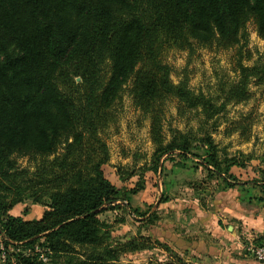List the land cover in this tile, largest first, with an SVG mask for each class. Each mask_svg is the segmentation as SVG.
I'll list each match as a JSON object with an SVG mask.
<instances>
[{"label":"trees","instance_id":"obj_1","mask_svg":"<svg viewBox=\"0 0 264 264\" xmlns=\"http://www.w3.org/2000/svg\"><path fill=\"white\" fill-rule=\"evenodd\" d=\"M250 22L264 40V0H0V242L6 264H47V252L64 255L62 264H117L121 253L137 249L112 245L99 219L117 202L130 206L138 191L122 192L104 171L109 152L102 134L125 91L152 120L150 170L157 174L165 156L203 159L207 173L227 189L240 185L233 169L246 168L249 156L222 160L207 124L214 120L215 127L228 103L248 101L252 79L264 85V61L238 62V80L222 89L217 104L194 92L188 79L175 83L165 56L246 45ZM172 98L180 111L204 116L203 136L179 133L165 142L163 105ZM19 157L36 162L34 171L20 168ZM245 183L258 186L264 200V171ZM27 199L46 208L40 219L11 214ZM256 241L264 247L263 238ZM76 248L85 256H74Z\"/></svg>","mask_w":264,"mask_h":264},{"label":"rangeland","instance_id":"obj_2","mask_svg":"<svg viewBox=\"0 0 264 264\" xmlns=\"http://www.w3.org/2000/svg\"><path fill=\"white\" fill-rule=\"evenodd\" d=\"M246 32V45L242 42L227 49L196 47L192 52L169 51L165 61L172 68V80L178 83L186 78L194 92L211 96L220 104L224 100L222 89L238 80V62L252 66L257 61H264V40L258 36L252 22L248 23ZM249 94L246 102L228 103L216 118L215 127H212L214 120L207 124V131L218 146L222 160L249 156L246 168L233 169L240 185L227 189L223 181L207 173L203 159L185 160L176 155L171 161L165 156L157 174L150 170L155 151L152 120L134 105L129 92H124L113 110L114 121L102 134L109 152L105 174L122 192L138 189L130 195V206L117 202L115 204L119 205L113 210L99 215V219L107 224L112 245L136 244L137 249L119 255L117 264H214L213 246L231 251L228 254L242 260L243 264H246L245 260L264 264L256 254L262 247L254 239L256 235L251 233L256 231L245 228L242 219H230L219 225L221 232L215 234L198 223L199 214L224 218L222 206L228 211L236 199L242 209L264 210V200H260L263 195L258 186L245 183L260 180L264 171V85H257L252 79ZM203 122L204 116L195 110L180 111L175 98L168 99L163 105L161 125L166 143L179 133L195 138L203 136ZM17 162L20 168L30 171L36 166V162L27 157H19ZM45 210L44 206L27 199L12 214L31 221L40 219ZM241 232L250 233L244 235ZM201 246H208V252L199 254L197 250ZM183 247L195 248L196 253ZM2 250L0 242V264H6ZM37 250L41 251L40 247ZM74 251L76 257L85 256L82 249ZM46 257L47 264H62L65 258L64 255L54 257L50 252Z\"/></svg>","mask_w":264,"mask_h":264},{"label":"crops","instance_id":"obj_3","mask_svg":"<svg viewBox=\"0 0 264 264\" xmlns=\"http://www.w3.org/2000/svg\"><path fill=\"white\" fill-rule=\"evenodd\" d=\"M238 200L239 199H236L233 205L229 207V210H228L229 212L225 209L224 205L222 206V214H224V218H219V217H216L215 215L213 216L212 214H199L200 221L198 222V220H195V222H198L201 226L203 225L204 227L209 228L210 232L212 233L214 232L215 234L216 232L217 233L221 232L219 225L222 226L224 223H226L230 219H242L241 221H243L245 228L247 227L251 230L256 231V232H251L256 235L254 238L255 240L262 239V238L264 239V210L260 211L258 209H252V208L242 209L241 204H238L237 202ZM18 206H16L15 209L18 208ZM15 209L11 211V214L13 213ZM248 233L250 232H241V234H244V235ZM183 248L190 252L196 253L195 248H189V247H183ZM212 249H213L212 252L214 254V257H213L214 264H243L242 260L236 258L235 256H232L231 254L229 255L228 253H230L231 251L229 252V250H226L223 247L213 246ZM197 251L199 254L200 253L205 254L206 252H208V246L198 247ZM205 259L206 257L203 256V260H204L203 263H205L206 261ZM245 263L246 264H257L255 262H250L247 260H245Z\"/></svg>","mask_w":264,"mask_h":264},{"label":"built area","instance_id":"obj_4","mask_svg":"<svg viewBox=\"0 0 264 264\" xmlns=\"http://www.w3.org/2000/svg\"><path fill=\"white\" fill-rule=\"evenodd\" d=\"M256 254L258 258L264 262V247H259V249L256 250Z\"/></svg>","mask_w":264,"mask_h":264},{"label":"water","instance_id":"obj_5","mask_svg":"<svg viewBox=\"0 0 264 264\" xmlns=\"http://www.w3.org/2000/svg\"><path fill=\"white\" fill-rule=\"evenodd\" d=\"M80 79H78V81H79Z\"/></svg>","mask_w":264,"mask_h":264}]
</instances>
